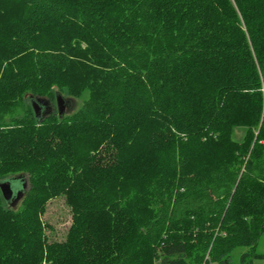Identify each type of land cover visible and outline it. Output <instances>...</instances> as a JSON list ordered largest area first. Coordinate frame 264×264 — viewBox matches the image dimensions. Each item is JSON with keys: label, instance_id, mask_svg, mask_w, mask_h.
Listing matches in <instances>:
<instances>
[{"label": "trees", "instance_id": "trees-1", "mask_svg": "<svg viewBox=\"0 0 264 264\" xmlns=\"http://www.w3.org/2000/svg\"><path fill=\"white\" fill-rule=\"evenodd\" d=\"M64 93L83 101L61 118ZM53 95L39 122L30 98ZM17 176L0 264L263 259L264 0H0V181ZM58 197L62 243L43 220Z\"/></svg>", "mask_w": 264, "mask_h": 264}, {"label": "rangeland", "instance_id": "rangeland-1", "mask_svg": "<svg viewBox=\"0 0 264 264\" xmlns=\"http://www.w3.org/2000/svg\"><path fill=\"white\" fill-rule=\"evenodd\" d=\"M49 98V99H47ZM46 100L50 101V105H55L54 101V95L47 97ZM64 98L70 99L68 94L64 93ZM51 99V100H50ZM72 102H74V106L71 112H65L64 115L67 116L73 112H75L80 105L82 104L83 99H70ZM52 107V106H51ZM254 137L250 138V136L247 133V130L242 128V123L238 122L232 129H230L229 133V141L233 146L235 147V150H239L242 152V145L249 140L251 142L250 144V151L254 146V143L258 137L259 133V128L256 130H253ZM222 139L220 140V142ZM218 140L215 141V145L211 146V144H206L204 147L206 148L204 152L209 153L211 150L215 149H220L222 152L225 149V145L223 143L220 144ZM225 142V141H224ZM203 147V148H204ZM214 147V148H211ZM249 151V152H250ZM149 162L148 159L144 161V163L148 164ZM140 165L143 164V161L139 162ZM133 165V164H132ZM134 166V165H133ZM137 168V167H135ZM146 170V169H145ZM132 172V171H130ZM147 173V172H145ZM137 174V173H135ZM15 178V177H11ZM129 179V178H128ZM134 179V177H133ZM134 180H139V178H135ZM15 189L16 188H21V183L18 182L17 184L14 185ZM20 204V202L18 203ZM43 220L46 222V224L49 226V229L47 230V235L49 238V241L57 242V243H62L65 242L67 234L70 230L71 224H72V214H71V209L66 203V199L64 197H58L56 199H53L50 201V203L47 206V212L43 217ZM247 249H236L234 250L233 253V258L235 263L239 264L240 262V257L242 253H244ZM259 253H264V239L260 245V248L258 250ZM253 264H264V259L261 258H256L253 261Z\"/></svg>", "mask_w": 264, "mask_h": 264}, {"label": "water", "instance_id": "water-1", "mask_svg": "<svg viewBox=\"0 0 264 264\" xmlns=\"http://www.w3.org/2000/svg\"><path fill=\"white\" fill-rule=\"evenodd\" d=\"M30 102L39 122L54 112L50 105V101L46 99L31 97ZM56 103L57 110L61 118L64 116L66 111L68 113L71 112L74 106V102H72V100L64 98L61 94H57ZM25 180L26 178L24 176H17L15 178L0 181L1 194L9 206L16 207L23 198L27 190V182ZM18 182L21 183V188L15 189L14 185Z\"/></svg>", "mask_w": 264, "mask_h": 264}, {"label": "crops", "instance_id": "crops-1", "mask_svg": "<svg viewBox=\"0 0 264 264\" xmlns=\"http://www.w3.org/2000/svg\"><path fill=\"white\" fill-rule=\"evenodd\" d=\"M263 239H264V235L262 236V238H261V240H260V242H259V245H258V249H257V250H259L260 245H261ZM258 253H259V252H258ZM259 254H261L262 256H264V253H259ZM263 259H264V258H263Z\"/></svg>", "mask_w": 264, "mask_h": 264}]
</instances>
